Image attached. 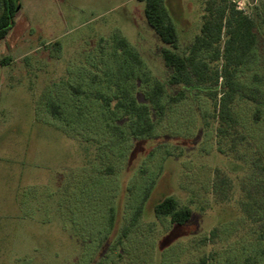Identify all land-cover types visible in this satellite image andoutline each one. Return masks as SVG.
Instances as JSON below:
<instances>
[{
    "label": "rangeland",
    "instance_id": "rangeland-1",
    "mask_svg": "<svg viewBox=\"0 0 264 264\" xmlns=\"http://www.w3.org/2000/svg\"><path fill=\"white\" fill-rule=\"evenodd\" d=\"M232 1L259 22L257 59L240 78L264 94V0ZM165 5L182 52L200 31L202 2ZM114 34L124 36L154 80L165 84L167 102L177 88L167 83L166 44L147 22L142 1L20 0L15 25L0 40V264H198L201 258L264 264V112L263 120L252 117V103H235L245 137L228 154L219 149V121L205 92L167 102L161 119L152 108L154 134L126 141L94 129L93 141L83 142L46 112L45 96L68 84L70 72L97 54L99 40ZM152 82L135 81L140 102H148L144 90ZM121 148L126 156H118ZM105 151L114 153L99 158ZM106 165L112 173L105 178ZM91 172L103 181L91 185ZM168 195L192 208L186 224L154 215L155 203Z\"/></svg>",
    "mask_w": 264,
    "mask_h": 264
},
{
    "label": "trees",
    "instance_id": "trees-1",
    "mask_svg": "<svg viewBox=\"0 0 264 264\" xmlns=\"http://www.w3.org/2000/svg\"><path fill=\"white\" fill-rule=\"evenodd\" d=\"M138 1L145 3L147 22L166 44L161 48V54L164 64L170 69L167 83L177 88L174 94L168 96L167 102L176 104L187 99L193 91L205 92L214 101L213 114L219 121L217 134L220 151L226 154L238 151L245 137L241 132L245 131L246 124L235 110L236 101L252 103V117L263 120L264 94L257 85L249 86L240 78L244 69L257 59L260 35L257 18L239 8L232 0H201L203 14L200 31L180 52V36L165 0ZM19 8L20 0H0V40L14 27ZM4 61L3 64L6 63ZM70 76L68 84L60 83L45 96L44 108L64 124L66 134L79 137L83 142L93 141L89 133H93L94 129L116 135L123 141L149 138L157 127L152 108L159 119L166 113L165 84L159 79L154 80L139 51L122 35L101 38L97 54L91 55L90 63L79 67L76 73L70 72ZM138 78L153 81L144 90L147 103L140 102L136 96L135 81ZM256 79L260 80L258 77ZM224 147H228V150ZM124 151V148L119 149L118 156H126ZM103 153L99 158L111 156L114 152ZM93 163L92 172L96 166ZM109 168L107 165L102 168L103 177L112 173ZM92 172L94 180L91 185L103 181L93 177ZM154 184L152 180L144 185L135 206V216L142 214L143 203ZM153 212L156 217H169L173 225H184L193 215L190 206H180L172 195L155 203ZM107 213L112 214L107 223L113 227V205L107 207ZM262 253L264 256V247ZM198 264L208 263L201 258Z\"/></svg>",
    "mask_w": 264,
    "mask_h": 264
}]
</instances>
